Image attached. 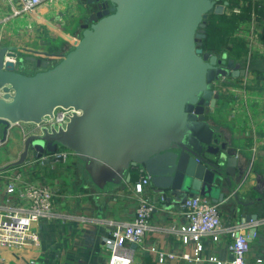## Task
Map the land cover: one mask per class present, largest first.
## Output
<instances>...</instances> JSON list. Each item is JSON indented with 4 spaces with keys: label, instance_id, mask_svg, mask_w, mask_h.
<instances>
[{
    "label": "water",
    "instance_id": "obj_1",
    "mask_svg": "<svg viewBox=\"0 0 264 264\" xmlns=\"http://www.w3.org/2000/svg\"><path fill=\"white\" fill-rule=\"evenodd\" d=\"M227 6L220 0H88L80 4L81 34L56 64L45 51L1 46L0 146L12 127L40 125L57 109L76 113L65 128L26 137L19 159L0 173L30 159L49 163L66 149L100 190L130 183L132 172L143 168L164 204L196 195L223 202V186L233 191L246 169L214 127L220 100L214 84L248 71L225 53L206 52L202 41L208 15H223ZM27 63L37 71H26Z\"/></svg>",
    "mask_w": 264,
    "mask_h": 264
},
{
    "label": "crops",
    "instance_id": "obj_2",
    "mask_svg": "<svg viewBox=\"0 0 264 264\" xmlns=\"http://www.w3.org/2000/svg\"><path fill=\"white\" fill-rule=\"evenodd\" d=\"M74 1L54 4L47 0L32 13L15 15L8 0H0V47L45 51L53 54L48 59L51 64H56L58 56L70 51L81 34L78 27L83 17ZM19 52L25 57L46 58ZM25 66L30 73L37 71L33 63ZM225 81V97L220 98L212 114L214 127L224 138L231 140L246 173L240 183L233 181V191L223 186L225 198L217 205L224 229L240 226L249 236L253 228L257 229L246 258L247 264H254L257 258H264V87H257L259 93L248 96L245 92L253 89L248 85L253 81L248 75ZM236 81L241 83H233ZM242 102L244 107H241ZM34 130L33 124H19L10 129L7 143L0 146V169L19 159L25 138ZM26 168L38 174L49 172L50 177L45 178L44 183L56 192L54 207L57 216L44 219L35 226L39 246H0V264H29L31 260L35 264H108L110 251L105 239L117 225L129 223L134 218L138 197L132 181L111 184L100 190L92 184L83 164L73 155L66 162L59 163L30 159L23 170ZM5 175V172L0 173V210L5 206ZM145 195L154 203L151 230L142 245H129L134 252L133 264H214L209 258L232 259V239L225 230L218 242L212 237L204 240L200 262L160 261L158 255L150 251L152 247L164 254L181 256L192 254L194 245L185 242L181 234L188 225L183 205L162 203L152 186L146 188ZM250 215H257V221L248 222L245 216Z\"/></svg>",
    "mask_w": 264,
    "mask_h": 264
},
{
    "label": "built area",
    "instance_id": "obj_3",
    "mask_svg": "<svg viewBox=\"0 0 264 264\" xmlns=\"http://www.w3.org/2000/svg\"><path fill=\"white\" fill-rule=\"evenodd\" d=\"M45 1L47 0H8L15 15L32 13ZM228 9L227 6L225 14H228L226 13ZM242 9L241 3L232 12L240 15ZM246 28L250 47L254 43H264L263 29L255 13H252ZM238 35L242 36L240 32ZM248 67H246L247 70ZM224 86L225 83L221 81L214 84L215 90H221V92H224ZM74 113L76 111L73 109H57L52 118L47 117L40 125H34L35 130L31 134L40 133L43 128L48 131L65 128ZM70 156L68 151L59 150L50 156V159L55 163L66 162ZM5 173L3 178L5 206L3 210H0V246L37 247L40 245V239L35 226L44 219H53L57 216L54 207L56 192L51 186L38 183L33 177H27L22 170L11 169ZM138 173L139 179L133 186L138 197L134 218L129 223L117 225L111 235L105 239V244L110 251L108 264H133L134 252L129 245H142L151 230L150 218L154 212V203L145 195L146 188L151 186V177L143 168H138ZM182 205L185 208L188 225L181 234L185 242L194 245L193 253L177 256L161 253L156 247H152L150 251L158 255L160 261L183 259L189 262H200L204 251V240L212 237L214 242H218L221 233L226 230L225 232L232 239L230 246L232 259L220 261L211 257L209 261L214 264H247L246 258L251 250V237L240 226L224 229L219 205L199 195L188 198ZM29 264H35V261L31 260ZM254 264H264V258H257Z\"/></svg>",
    "mask_w": 264,
    "mask_h": 264
},
{
    "label": "trees",
    "instance_id": "obj_4",
    "mask_svg": "<svg viewBox=\"0 0 264 264\" xmlns=\"http://www.w3.org/2000/svg\"><path fill=\"white\" fill-rule=\"evenodd\" d=\"M228 2V8H235L240 5V0H220V3ZM252 13L257 15V18L262 26L263 29V38H264V5L251 3L249 2L243 9L241 15L236 14H223V15H216L215 13H210L206 20V38L202 41L203 42V49L207 50L215 55H222L226 54L227 51L236 55H241L246 50H248L247 44L245 41L237 36L238 32L241 29V24L244 23L246 25L248 21L251 19ZM225 49L227 50L225 52ZM222 52V53H221ZM231 59L235 58L229 56ZM63 151H68L66 149H61ZM69 152V151H68ZM71 156L73 155L69 152ZM74 156V155H73ZM22 171L23 170V167ZM21 168H18L19 170ZM139 179L138 169L132 172V183L135 184Z\"/></svg>",
    "mask_w": 264,
    "mask_h": 264
},
{
    "label": "rangeland",
    "instance_id": "obj_5",
    "mask_svg": "<svg viewBox=\"0 0 264 264\" xmlns=\"http://www.w3.org/2000/svg\"><path fill=\"white\" fill-rule=\"evenodd\" d=\"M66 1L67 0H52V3L61 4V3H65ZM74 2H75V7H77L78 10H81L79 0H75ZM249 2L257 3V4L259 3L261 5H264V0H240V4L242 3V8H244ZM233 9H234L233 7L229 8L226 13L231 15L233 13L232 12ZM236 15H238V14H236ZM23 16H26V15H23ZM31 23L29 25H31ZM246 26H247V24L246 25H244V23L241 24V29L239 32L241 33L242 36L239 37V35H238V37L245 41V44H247L248 50H246V52H244L243 54L236 55V56L233 53L229 54V52L227 50L231 51V49H228V48L227 49L224 48L223 52L227 51L229 56L235 58L237 60V62H240L244 68L249 66L248 67L249 68L248 69V71H249L248 78L253 79V81H252L253 84L249 83L248 85L252 86L253 89L251 91L249 89L245 93H248L247 95L250 96L251 93L253 94V92L259 93V89H257V87H260L261 85H263L262 87H264V43H262V42L254 43L250 47L249 43H248L249 40L247 39L248 31H247ZM262 41L264 42L263 35H262ZM205 51L207 52L206 49H205ZM226 80L231 81V78H227ZM233 83H241V82L236 81ZM224 87H226V86H224ZM227 88L229 89V87H227ZM237 88H239V87H237ZM220 92H221V90H220ZM228 92H230V90H228ZM245 93H242V94H245ZM230 94L234 95L231 92H230ZM224 97H225V93L221 92L220 98L222 99ZM249 102H250V100H249ZM241 107H244V102L241 103ZM23 173L26 174L27 177H29V178L33 177L38 183H41L44 185H46L44 183L45 182L44 179L50 177L49 172H41L40 174H38L34 170H31V168L24 169ZM48 184L50 185V182Z\"/></svg>",
    "mask_w": 264,
    "mask_h": 264
},
{
    "label": "flooded vegetation",
    "instance_id": "obj_6",
    "mask_svg": "<svg viewBox=\"0 0 264 264\" xmlns=\"http://www.w3.org/2000/svg\"><path fill=\"white\" fill-rule=\"evenodd\" d=\"M87 1H88V0H79V3H80L81 5H85V4H87Z\"/></svg>",
    "mask_w": 264,
    "mask_h": 264
}]
</instances>
